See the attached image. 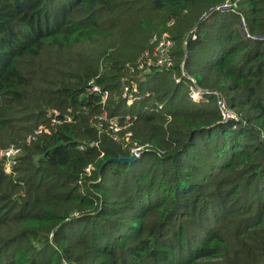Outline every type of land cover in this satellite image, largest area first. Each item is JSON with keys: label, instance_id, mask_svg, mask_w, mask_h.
<instances>
[{"label": "trees", "instance_id": "1", "mask_svg": "<svg viewBox=\"0 0 264 264\" xmlns=\"http://www.w3.org/2000/svg\"><path fill=\"white\" fill-rule=\"evenodd\" d=\"M225 1L0 0V264H264V41L238 25L264 35V0ZM164 32L233 117L172 70L128 76ZM126 133L142 154L99 174Z\"/></svg>", "mask_w": 264, "mask_h": 264}, {"label": "built area", "instance_id": "2", "mask_svg": "<svg viewBox=\"0 0 264 264\" xmlns=\"http://www.w3.org/2000/svg\"><path fill=\"white\" fill-rule=\"evenodd\" d=\"M210 11L226 13V12H237V0H227L223 3L213 5L209 8ZM239 16V29L242 37L248 43H255L258 41H264V35L261 33H254L251 31L245 17L238 12ZM171 25V24H170ZM191 39L194 40L196 37L190 33ZM174 41L168 36L166 32L162 34H155L149 41V47L146 49L141 56L136 61L135 66L126 65L125 71L128 73V76L136 74V77H142L143 74L149 73L153 69H168L172 70V80L175 84H182L187 87L188 94L190 99L193 102H199L204 94H214L218 99V106L222 111L223 117L231 118L233 114L228 113L225 109V103L222 101L220 95L215 91H208L201 89L197 86L196 79L191 76L186 69L184 68V64L182 63L179 69L176 71L172 69L174 64ZM91 84V83H90ZM123 85V98L126 100V104L130 105L136 98L137 93V84L134 81L129 80L128 77H125V81L122 82ZM93 92H98L97 88L92 89ZM107 99V93L102 96L103 102ZM100 121H105L112 131L113 134H119L123 130H127L129 128V118H126L124 122H120V119L117 117L107 118L106 114H103L99 117ZM69 122V118L66 119ZM55 122V121H53ZM122 123V124H121ZM99 129H101L102 124L99 123ZM45 131L42 127H40L36 134ZM130 133H126L125 137L120 138L124 141V147L129 150L130 155L134 157H139L142 154L143 147L137 146L136 143L128 141ZM20 149L14 146L0 149V160L4 162V170L9 173L11 169V164L13 163L16 156L19 154ZM89 172L90 169L88 168ZM67 264V263H63Z\"/></svg>", "mask_w": 264, "mask_h": 264}, {"label": "water", "instance_id": "3", "mask_svg": "<svg viewBox=\"0 0 264 264\" xmlns=\"http://www.w3.org/2000/svg\"><path fill=\"white\" fill-rule=\"evenodd\" d=\"M136 161V157H134V156H130V157H123V156H120V157H118V158H111V159H108L107 161H105L102 165H101V167H100V169H99V174L101 173V171H102V168L106 165V164H108L109 162H117V163H123V164H131V163H133V162H135Z\"/></svg>", "mask_w": 264, "mask_h": 264}]
</instances>
